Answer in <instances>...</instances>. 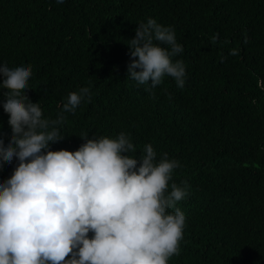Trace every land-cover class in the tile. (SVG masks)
Wrapping results in <instances>:
<instances>
[{"label":"trees","instance_id":"1","mask_svg":"<svg viewBox=\"0 0 264 264\" xmlns=\"http://www.w3.org/2000/svg\"><path fill=\"white\" fill-rule=\"evenodd\" d=\"M149 18L175 29L184 51L173 61L186 67L182 89L165 76L154 97L127 77L129 40ZM0 63L31 65L25 95L44 118L90 89V103L63 113L64 138L49 150L75 151L84 133L124 132L137 158L150 143L157 161L167 153L180 162L170 184H188L176 205L186 221L169 264H264V0H0ZM17 163L0 159V182Z\"/></svg>","mask_w":264,"mask_h":264},{"label":"clouds","instance_id":"2","mask_svg":"<svg viewBox=\"0 0 264 264\" xmlns=\"http://www.w3.org/2000/svg\"><path fill=\"white\" fill-rule=\"evenodd\" d=\"M218 39V33L211 37ZM128 47L127 77L147 84L153 97L165 76L185 86V64L173 61L184 48L172 26L149 18L135 28ZM31 76V65L0 63L11 129L7 145L0 138V159L18 161L0 182V264H169L180 254L186 221L176 205L188 195V184H170L180 162L167 153L157 161L150 143L137 158L124 132L115 138L84 133L75 151L49 150L64 138L63 113L90 103L92 94L88 87L70 92L57 118H44L39 103L25 95Z\"/></svg>","mask_w":264,"mask_h":264}]
</instances>
